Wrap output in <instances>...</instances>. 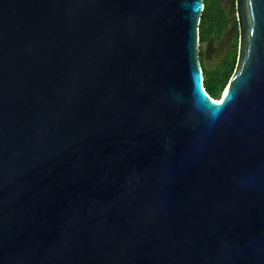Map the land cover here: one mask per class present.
Listing matches in <instances>:
<instances>
[{"label": "water", "instance_id": "obj_1", "mask_svg": "<svg viewBox=\"0 0 264 264\" xmlns=\"http://www.w3.org/2000/svg\"><path fill=\"white\" fill-rule=\"evenodd\" d=\"M203 8L0 0V264H264V0L219 99Z\"/></svg>", "mask_w": 264, "mask_h": 264}, {"label": "trees", "instance_id": "obj_2", "mask_svg": "<svg viewBox=\"0 0 264 264\" xmlns=\"http://www.w3.org/2000/svg\"><path fill=\"white\" fill-rule=\"evenodd\" d=\"M204 8L199 21V42L218 41L231 20L234 29V40L225 50L222 59L214 66H205L201 61L202 50L199 45V59L203 74V85L210 97H218L224 91L234 72L238 56V28L235 15H230L223 0H203ZM234 6V1L232 2Z\"/></svg>", "mask_w": 264, "mask_h": 264}, {"label": "rangeland", "instance_id": "obj_3", "mask_svg": "<svg viewBox=\"0 0 264 264\" xmlns=\"http://www.w3.org/2000/svg\"><path fill=\"white\" fill-rule=\"evenodd\" d=\"M234 0H223L227 5L230 15H235L234 6L232 2ZM235 34L232 27L231 20L227 24L222 37L218 41H210L209 43H200V49L202 50L201 61L205 66H214L222 59L225 50L232 44ZM199 49V48H198Z\"/></svg>", "mask_w": 264, "mask_h": 264}, {"label": "snow or ice", "instance_id": "obj_4", "mask_svg": "<svg viewBox=\"0 0 264 264\" xmlns=\"http://www.w3.org/2000/svg\"><path fill=\"white\" fill-rule=\"evenodd\" d=\"M228 95H229V91L227 89H225L224 97H228ZM215 103L220 104V103H223V101L222 100L221 101H216Z\"/></svg>", "mask_w": 264, "mask_h": 264}, {"label": "clouds", "instance_id": "obj_5", "mask_svg": "<svg viewBox=\"0 0 264 264\" xmlns=\"http://www.w3.org/2000/svg\"><path fill=\"white\" fill-rule=\"evenodd\" d=\"M202 71V70H201ZM201 81H202V86H203V74H202V72H201ZM203 89H204V91H205V88H204V86H203ZM207 93V92H206Z\"/></svg>", "mask_w": 264, "mask_h": 264}, {"label": "bare ground", "instance_id": "obj_6", "mask_svg": "<svg viewBox=\"0 0 264 264\" xmlns=\"http://www.w3.org/2000/svg\"><path fill=\"white\" fill-rule=\"evenodd\" d=\"M222 94V93H221Z\"/></svg>", "mask_w": 264, "mask_h": 264}]
</instances>
